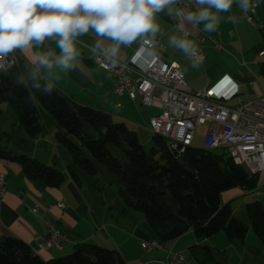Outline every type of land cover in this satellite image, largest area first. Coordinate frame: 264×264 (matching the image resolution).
I'll return each mask as SVG.
<instances>
[{"label": "crops", "instance_id": "0c3cea01", "mask_svg": "<svg viewBox=\"0 0 264 264\" xmlns=\"http://www.w3.org/2000/svg\"><path fill=\"white\" fill-rule=\"evenodd\" d=\"M192 7L194 5L190 3L188 8ZM253 9L244 13L234 4L230 12L220 13L223 19L215 32L191 29L190 38L196 41L198 47L202 35L217 36L218 32L221 33L224 46L223 50L216 51L211 42H205L206 60L198 63L196 67L193 66L196 61L169 44V37L176 33L177 20L167 15L166 11L157 16L160 32L155 36L141 37L130 46H121L115 59L127 62L139 50L142 40L160 39L164 51L156 53L166 61L180 64L192 90H204L225 79L229 83L223 85V93L237 91L245 101L257 99L264 94V83L254 73L258 63L260 74L264 76L261 72L264 58L260 56L264 49V7L262 4H253ZM245 14H252L256 22L262 25L254 28ZM228 16H234L235 22L228 21ZM77 39L91 46H95L98 40L105 46L112 43L107 38L98 37L92 30ZM76 46L80 56L74 62V68L65 70L57 65L52 69H43L32 63L31 58L36 53L53 50L59 54L56 40L46 38L43 44L33 43L27 49H17L20 56L19 69L24 76L35 74L46 83H52L54 89L81 105L104 111L114 120L117 118L118 121L127 122V114L131 113L133 107L142 105L140 98L133 101L127 94L117 95L114 76L95 65L94 52L78 42ZM153 54L152 51L143 50L139 63L142 64ZM260 59L263 61L260 62ZM123 101L128 104V108L123 109ZM224 103L235 105L236 98ZM9 107L8 104L4 105L3 114L0 115V146L15 155L26 154L56 167L66 175V180L58 188L50 187L15 161L1 160L0 171L6 174L7 185L4 198L0 202V241L6 237H14L37 250L41 238L48 232L46 222L53 221L60 231L75 241L74 244H69L74 250L77 245L87 243L115 249L125 264H144L165 256L162 250L147 251L142 248L143 242H159L143 214H137L131 209L124 210L125 206L113 194L104 199L95 193L101 180L99 173L103 172L104 175L107 171L104 167L99 168L96 177L82 178L80 186L68 175L67 167L72 160L67 150L56 141V133L60 127L49 114L42 113V131L35 138H30ZM258 177L259 185L253 194L240 188L223 193L222 203H229L235 216L248 202L258 200L264 206V174H259ZM58 203H64L65 209L50 208ZM252 231L249 225L246 237L234 242L223 231L209 239H199L193 231H189L182 237L165 243L163 247L182 254L183 264H199L198 258L203 257L208 250L219 264H264V245ZM66 246L61 250L53 248L50 251H41L36 255L44 261H50L64 256ZM71 250L69 248L67 253Z\"/></svg>", "mask_w": 264, "mask_h": 264}, {"label": "trees", "instance_id": "16d2710c", "mask_svg": "<svg viewBox=\"0 0 264 264\" xmlns=\"http://www.w3.org/2000/svg\"><path fill=\"white\" fill-rule=\"evenodd\" d=\"M261 72L264 75V66ZM47 85L36 75L24 76L19 67L0 71V115L8 104L27 136L35 138L42 131L41 115L47 112L60 127L56 141L71 157L67 173L77 185L85 176L96 177L104 167L118 179L124 210L142 213L163 245L189 231L199 239L221 231L231 242L246 237L249 226L235 217L229 203H222V195L235 188L256 190L258 175L249 176L224 150L190 147L178 156L158 135H153L154 146L147 152L126 122L81 105L53 87L45 91ZM3 159L15 161L50 187L58 188L66 180L56 167L0 146ZM244 212L264 245V206L251 201ZM210 252L198 258L199 264H219ZM0 264L125 263L117 250L89 243L77 245L70 255L44 261L23 240L6 237L0 241Z\"/></svg>", "mask_w": 264, "mask_h": 264}, {"label": "built area", "instance_id": "2783aa9c", "mask_svg": "<svg viewBox=\"0 0 264 264\" xmlns=\"http://www.w3.org/2000/svg\"><path fill=\"white\" fill-rule=\"evenodd\" d=\"M255 4V0H253ZM188 0H181V6L189 7ZM247 21L258 28L262 23L256 22L252 14H245ZM211 42L216 51L224 49L221 33L217 36L202 35L199 38L198 57L193 58L197 63L206 60L205 42ZM80 45L94 52L100 68L111 73L117 87L115 93L119 96L128 95L135 101L140 98L143 107L158 110V114L150 121L153 135L164 138L170 152L182 156L193 142L198 133L204 134L205 149L224 150L234 163L248 173L249 176L264 174V94L251 101L243 100L237 91L221 90L228 84L222 79L217 85L194 91L188 85L180 64L176 61H166L156 52H163L164 46L160 39H144L139 50L127 62L116 59L113 66L106 61L99 50L80 40ZM152 51L154 54L142 64L139 58L142 51ZM264 58V49L260 52ZM20 65L17 50L0 56V71H7ZM39 70V69H38ZM236 98L235 105L229 106L224 102ZM7 176L0 171V202L6 193ZM254 192V191H252ZM249 192L250 194H253ZM65 209L64 203L50 206ZM47 235L40 240L35 254L50 251L53 248L63 249L75 241L59 230L53 221L46 222ZM142 248L147 251L162 250L165 256L160 259L146 261L144 264H183L184 257L171 249H165L158 241L143 242Z\"/></svg>", "mask_w": 264, "mask_h": 264}, {"label": "clouds", "instance_id": "9594fccd", "mask_svg": "<svg viewBox=\"0 0 264 264\" xmlns=\"http://www.w3.org/2000/svg\"><path fill=\"white\" fill-rule=\"evenodd\" d=\"M192 8L181 6V0H0V56L17 49L43 44L46 38L56 40L59 54L53 50L32 56L39 68L59 66L74 68L80 56L76 38L92 30L98 37L107 38V46L97 41L94 51L116 64L121 46H130L141 37L155 36L161 31L157 16L161 12L175 17L176 33L169 44L185 56L198 57V46L191 39V29L215 32L222 22L220 13L230 12L233 5L247 13L253 9V0H188ZM264 0H255V4ZM234 16L227 20L235 22ZM194 67L198 63L193 64ZM35 75V74H34ZM49 83L45 91H51Z\"/></svg>", "mask_w": 264, "mask_h": 264}, {"label": "rangeland", "instance_id": "374dc122", "mask_svg": "<svg viewBox=\"0 0 264 264\" xmlns=\"http://www.w3.org/2000/svg\"><path fill=\"white\" fill-rule=\"evenodd\" d=\"M259 61L262 62L263 60L260 59ZM248 65H250V64L248 63ZM250 67L248 66V68H250ZM251 69H253V68H251ZM254 69H255L254 73H255L256 77L259 78L264 83V76H262L260 74V66L258 63ZM263 89H264V87H263ZM4 105L7 106V104H4ZM122 105H123V109L128 108V104H126L125 101L122 102ZM133 108L134 109L131 111V113L127 114L128 120H127L126 124L128 125V127L131 130H134L137 133L140 143L143 145L145 150L147 152H149L151 150V148L154 146L153 134L150 130V121L153 117H155L158 114V110L151 108V107H143L142 105H139V107H133ZM45 113H47V112H45ZM5 114H7V113L5 112ZM115 120L118 121L119 119L115 118ZM203 134H204L203 132H200L197 134V136L193 142V145H192L193 148L203 149L204 139H205ZM6 142L7 141H5V143ZM116 155L121 156V154L119 152H116ZM60 164H62V162H60ZM99 177L101 178V180H100L99 184L96 186L97 188L95 189V191H96L95 193L100 195L101 197H104V199L105 198L108 199L109 195L113 194L117 199H119L121 204L124 203L122 198H121V195H120V185L118 183V179L116 178V176H114L111 173H108V171H106V173L104 175H103V172H100ZM262 199H264V198H262ZM91 202H92V200H91ZM113 204H115V203L113 202ZM233 207L235 209H238L237 205H234ZM133 212H135L137 214H142V213L137 212V211H133ZM235 217L242 220L243 223H245V225L249 226V221L245 215L244 208H240V210L236 212ZM252 234H254V233H252ZM70 246L71 245H69L68 247L67 246L65 247L66 251L64 253H66V254L64 256L70 255L74 252L73 247H70ZM100 247H102V246H100ZM69 248H72V250H71V252L67 253V250Z\"/></svg>", "mask_w": 264, "mask_h": 264}, {"label": "bare ground", "instance_id": "6f19581e", "mask_svg": "<svg viewBox=\"0 0 264 264\" xmlns=\"http://www.w3.org/2000/svg\"><path fill=\"white\" fill-rule=\"evenodd\" d=\"M94 63L95 65H97L100 68V63L98 60H96L95 56H94ZM190 148V147H189ZM205 149V148H204ZM206 150H211V149H206Z\"/></svg>", "mask_w": 264, "mask_h": 264}]
</instances>
